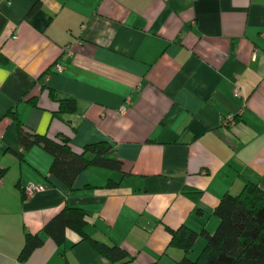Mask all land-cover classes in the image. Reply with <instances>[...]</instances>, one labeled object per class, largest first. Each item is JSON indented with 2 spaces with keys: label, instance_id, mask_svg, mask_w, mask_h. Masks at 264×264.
<instances>
[{
  "label": "crops",
  "instance_id": "crops-1",
  "mask_svg": "<svg viewBox=\"0 0 264 264\" xmlns=\"http://www.w3.org/2000/svg\"><path fill=\"white\" fill-rule=\"evenodd\" d=\"M48 89L76 112L55 117ZM9 112L76 153L107 142L121 171L90 167L69 189ZM0 176V264H112L71 230L61 246L43 234L66 205L127 264H176L170 229L211 234L224 194L264 192V0H0ZM26 233L43 243L21 262Z\"/></svg>",
  "mask_w": 264,
  "mask_h": 264
},
{
  "label": "trees",
  "instance_id": "trees-1",
  "mask_svg": "<svg viewBox=\"0 0 264 264\" xmlns=\"http://www.w3.org/2000/svg\"><path fill=\"white\" fill-rule=\"evenodd\" d=\"M48 95L57 102V109L53 113L55 117L61 118L76 112L77 103L74 98L60 97L51 89H48ZM30 103L36 106L35 101L31 100ZM8 114L16 121L19 145L24 149L38 146L49 154L52 158L49 174L69 189H72L77 175L90 167L121 171V162L114 148L107 142L87 144L81 152L76 153L71 149L68 138L53 140L34 134L24 128L15 112ZM22 196L25 198L24 194ZM213 214L218 219V225L211 234L205 230L195 232L185 226L169 230L171 238L168 247L183 252V257L176 264H264V192L256 184L246 183L237 195L224 194ZM86 218L87 213L82 208L66 205L44 225L42 232L57 246H61L66 231L71 230L79 236V242H88L112 264H127L130 258L123 249L93 240L86 233ZM198 237L204 238L205 244L198 257L191 260L188 255ZM42 243L41 234L26 233L18 260L25 261Z\"/></svg>",
  "mask_w": 264,
  "mask_h": 264
},
{
  "label": "built area",
  "instance_id": "built-area-1",
  "mask_svg": "<svg viewBox=\"0 0 264 264\" xmlns=\"http://www.w3.org/2000/svg\"><path fill=\"white\" fill-rule=\"evenodd\" d=\"M70 54V49L67 48L65 51H64V54L63 55H69ZM52 69L56 72H60L61 69H62V66L59 62H56L53 66H52ZM234 96H238V92L235 90L234 91ZM126 103H128L126 101ZM126 111V108L125 106H121L119 109H118V113L119 114H124ZM235 123V117L234 116H227L226 118L223 119V122H222V125L224 126H232L234 125ZM0 182H1V176H0ZM41 189V186H33V185H28L24 188L23 190V194L25 197H28V196H31L34 192L38 191Z\"/></svg>",
  "mask_w": 264,
  "mask_h": 264
}]
</instances>
